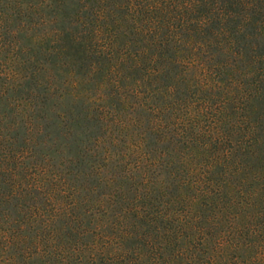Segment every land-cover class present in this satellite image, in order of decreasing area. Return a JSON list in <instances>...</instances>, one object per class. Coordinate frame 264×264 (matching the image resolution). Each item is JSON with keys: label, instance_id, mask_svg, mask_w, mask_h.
Segmentation results:
<instances>
[{"label": "trees", "instance_id": "16d2710c", "mask_svg": "<svg viewBox=\"0 0 264 264\" xmlns=\"http://www.w3.org/2000/svg\"><path fill=\"white\" fill-rule=\"evenodd\" d=\"M263 94L264 0H0V264H264Z\"/></svg>", "mask_w": 264, "mask_h": 264}, {"label": "rangeland", "instance_id": "374dc122", "mask_svg": "<svg viewBox=\"0 0 264 264\" xmlns=\"http://www.w3.org/2000/svg\"><path fill=\"white\" fill-rule=\"evenodd\" d=\"M258 98L254 99V107L258 115L256 117L258 124V139L256 142V150L253 155L254 162L256 163L255 167L259 166L257 169L258 175L261 173V169L264 168V94L256 95ZM259 177V176H258ZM261 181V179H260Z\"/></svg>", "mask_w": 264, "mask_h": 264}]
</instances>
